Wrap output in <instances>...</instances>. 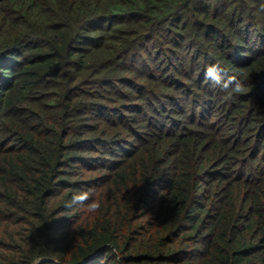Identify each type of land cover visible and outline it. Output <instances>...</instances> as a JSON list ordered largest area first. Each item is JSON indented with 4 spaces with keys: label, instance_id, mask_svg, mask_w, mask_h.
<instances>
[{
    "label": "trees",
    "instance_id": "obj_1",
    "mask_svg": "<svg viewBox=\"0 0 264 264\" xmlns=\"http://www.w3.org/2000/svg\"><path fill=\"white\" fill-rule=\"evenodd\" d=\"M112 248L264 264V0H0V264Z\"/></svg>",
    "mask_w": 264,
    "mask_h": 264
},
{
    "label": "clouds",
    "instance_id": "obj_2",
    "mask_svg": "<svg viewBox=\"0 0 264 264\" xmlns=\"http://www.w3.org/2000/svg\"><path fill=\"white\" fill-rule=\"evenodd\" d=\"M217 73L223 74V69L219 66H213L212 68L207 69L205 74L212 79L215 85L220 86L224 91H231L232 93H241L244 91V85L238 78L228 77L227 81L222 83L221 75H218ZM64 208L69 211L84 208L89 212H96L100 208V203L93 198L92 190H76L65 202ZM111 252L115 264H124L123 257L117 249L112 248Z\"/></svg>",
    "mask_w": 264,
    "mask_h": 264
}]
</instances>
